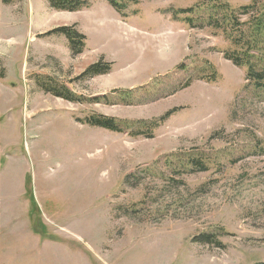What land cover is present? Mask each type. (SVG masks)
<instances>
[{
	"label": "rangeland",
	"instance_id": "374dc122",
	"mask_svg": "<svg viewBox=\"0 0 264 264\" xmlns=\"http://www.w3.org/2000/svg\"><path fill=\"white\" fill-rule=\"evenodd\" d=\"M86 1L0 0V264H264V88L225 58L216 0Z\"/></svg>",
	"mask_w": 264,
	"mask_h": 264
},
{
	"label": "trees",
	"instance_id": "16d2710c",
	"mask_svg": "<svg viewBox=\"0 0 264 264\" xmlns=\"http://www.w3.org/2000/svg\"><path fill=\"white\" fill-rule=\"evenodd\" d=\"M110 5L122 16L125 17V11L131 0H108ZM50 6L57 11L76 12L89 7L86 0H48ZM215 1V11H223V15L219 17H209L208 23L210 27L217 31H222L234 46L233 51H227L225 58L238 68L247 69V80L253 82L255 86L264 88V3L263 0H253V4L235 10L230 5L218 3ZM214 8V7H213ZM218 12V11H216ZM184 13H192L188 11H178L173 16L178 19V15ZM250 17L248 22H241L240 17ZM186 22L193 26V19L187 18ZM51 34L63 35L69 41L70 48L75 53H81L85 48L86 37L78 31L71 28H61L54 30ZM111 70L110 65L98 63L91 67L85 75L87 77L95 75H104ZM51 92L57 97L63 98L70 102H78V98L68 92L67 89L57 90L50 88ZM169 113L167 117L170 116ZM86 124L93 127L102 128L112 132H122L116 121L102 116H94L86 120ZM189 165L197 171H206V163L201 159H192ZM204 243L215 244L221 246L211 237H203Z\"/></svg>",
	"mask_w": 264,
	"mask_h": 264
}]
</instances>
